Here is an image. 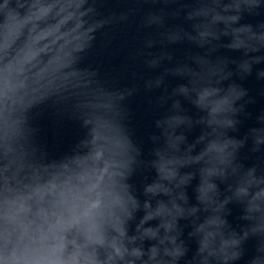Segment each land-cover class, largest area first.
Returning a JSON list of instances; mask_svg holds the SVG:
<instances>
[{
	"label": "clouds",
	"instance_id": "1",
	"mask_svg": "<svg viewBox=\"0 0 264 264\" xmlns=\"http://www.w3.org/2000/svg\"><path fill=\"white\" fill-rule=\"evenodd\" d=\"M159 2L175 7L143 17L142 26L161 29L143 39L144 65L173 61L169 44L202 52L144 80L146 89L163 85L158 104L171 101L154 120L145 159L121 103L135 86L106 89L95 68L79 66L96 30L127 14L98 16L97 0H0V264H235L249 240L246 264H264V159L246 166L239 156L249 141L251 152L264 149V110L244 136L231 134L254 102L234 77L264 64V20L242 18L264 11V0ZM181 13L187 28L165 25ZM219 48L239 56L213 55ZM169 74L182 81L170 90ZM255 76L264 80V67ZM46 108L68 112L82 129L55 157L37 141ZM142 169L153 175L138 190L131 178ZM229 205L243 223L229 221Z\"/></svg>",
	"mask_w": 264,
	"mask_h": 264
},
{
	"label": "water",
	"instance_id": "2",
	"mask_svg": "<svg viewBox=\"0 0 264 264\" xmlns=\"http://www.w3.org/2000/svg\"><path fill=\"white\" fill-rule=\"evenodd\" d=\"M175 7V5H165L159 0L153 3L152 0H97L96 9L98 16L107 17L112 13L119 15L121 12L127 14L125 20H114L103 25L95 32V39L92 46L87 50L79 62L80 67L95 68L96 79L106 89H122L125 87L135 86L132 95L125 97L121 102L127 110L126 124L132 134L133 139L140 145L142 156L145 159L150 158L153 142L149 139L150 133H158V129L154 126V120L161 114L166 112L170 100L161 105L158 104L157 97L164 91L163 85L160 88L146 89L144 80L158 74L163 67L170 66L176 60H184L189 52H202V49L196 48L187 41L166 45V49L173 53V61H164L160 68L151 69L144 65L141 49L143 47V39L151 35L156 38V34L161 29L156 26H142L141 21L148 11H155L161 8L167 10ZM264 20V11L258 15L245 14L242 22L256 24ZM180 24L185 28L189 22L185 21L183 14L179 16H166L165 25ZM160 46L155 45L152 51H156ZM213 55L229 56L238 58L239 53L234 50L219 48ZM264 67V64L254 66L253 74L247 76L243 80L237 79L245 88L248 89V95L254 98V102L245 106L248 115H241V123L237 127V131L231 133L237 137H242L250 127L257 125L256 116L264 110V80H258L255 76V68ZM182 82L181 79L174 75H167L165 84L168 90L177 83ZM181 99V104L185 111L195 115L196 109L188 101ZM39 131L37 136L38 143L42 144L49 156H59L68 151L75 140L82 134L79 122L68 112L59 114L53 108H46L35 121ZM199 132L198 127H194L187 133L191 140ZM250 141L246 142L244 147L240 149V159L246 165L259 163L264 159V149L260 152H251ZM153 172L150 169H142L131 178L138 190L142 180L147 177L151 178ZM223 187V185H221ZM189 197L193 196L192 187L188 189ZM232 212L228 219L237 226L243 221L239 220L240 209L237 205H229ZM139 215V213H138ZM183 223V221H182ZM188 229L185 228L186 236ZM189 244V255L195 248L193 240H186ZM245 255L235 264H246L247 257L254 250V241L245 242Z\"/></svg>",
	"mask_w": 264,
	"mask_h": 264
}]
</instances>
